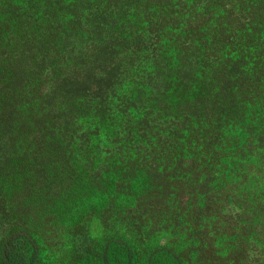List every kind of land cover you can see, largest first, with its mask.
Here are the masks:
<instances>
[{
	"label": "rangeland",
	"instance_id": "rangeland-1",
	"mask_svg": "<svg viewBox=\"0 0 264 264\" xmlns=\"http://www.w3.org/2000/svg\"><path fill=\"white\" fill-rule=\"evenodd\" d=\"M235 2L207 0L216 16L198 25L206 1L181 0L196 7L182 14L192 19L190 31L198 25V36L220 20L226 28L207 37L209 49L186 66L178 54L172 66H152L170 84L159 98L146 86L150 66L143 76L133 66L121 90L136 108L121 128L105 126L106 135L82 148L37 150L20 141L0 148V249L5 236L25 232L35 238L41 264H102L106 245L118 239L157 264H173L161 249L185 264H264V240L249 234L239 215L249 211L243 198L256 194L255 205L264 198V149L257 146L264 142V0ZM219 133L256 144L239 162L212 158L210 150L199 160L196 147ZM117 135L127 146L112 142Z\"/></svg>",
	"mask_w": 264,
	"mask_h": 264
},
{
	"label": "trees",
	"instance_id": "trees-1",
	"mask_svg": "<svg viewBox=\"0 0 264 264\" xmlns=\"http://www.w3.org/2000/svg\"><path fill=\"white\" fill-rule=\"evenodd\" d=\"M213 5H202L200 16L205 18L198 25L216 16ZM187 9L191 14L196 7L181 0H81L65 6L63 0H0V148L19 141L37 150L82 148L105 134V126L121 128L128 112L136 108L121 90L133 66L142 76L150 66L146 86L159 98L170 84L153 75L152 66H172L175 54L183 57L181 65L186 66L198 50L209 49L208 38L225 30L226 23L220 20L204 35L196 33L198 25L190 34L192 19L182 14ZM16 28L24 31L20 39L12 35ZM249 40L243 48H250L254 40ZM120 66L127 67L121 70ZM149 126L145 124L141 131L148 133ZM117 138L112 142L127 146ZM253 143L256 140L219 133L208 146L199 143L196 148L199 160L210 150L212 158L223 160V155H229L239 162ZM257 146L264 149V142ZM260 157L262 166V152ZM187 173L191 177L192 170ZM252 183L256 182L247 184L253 187ZM255 199L256 194L243 198L249 211L239 215L246 216L247 232L264 240V198L259 205ZM0 250V264H41L39 247L29 233L5 236ZM161 250L173 264H185L170 249ZM102 258V264H157L154 255L140 253L124 239L109 242Z\"/></svg>",
	"mask_w": 264,
	"mask_h": 264
}]
</instances>
